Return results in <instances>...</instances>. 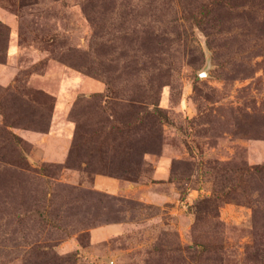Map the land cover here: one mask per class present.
Here are the masks:
<instances>
[{"label": "rangeland", "instance_id": "rangeland-1", "mask_svg": "<svg viewBox=\"0 0 264 264\" xmlns=\"http://www.w3.org/2000/svg\"><path fill=\"white\" fill-rule=\"evenodd\" d=\"M0 22V264H264V0H0Z\"/></svg>", "mask_w": 264, "mask_h": 264}, {"label": "crops", "instance_id": "crops-1", "mask_svg": "<svg viewBox=\"0 0 264 264\" xmlns=\"http://www.w3.org/2000/svg\"><path fill=\"white\" fill-rule=\"evenodd\" d=\"M11 55H12V49L9 48L7 51V57L10 58ZM7 68H10L7 64H1L0 63V82L5 84V85L9 84L10 80L12 79L9 76V74L6 73ZM55 132L56 131H55L54 124H53V127H52L48 137H51V135L55 134ZM68 133H63V135H62L63 136V147H64L63 150L61 152L59 150V152H56V153L51 151L52 155H53L52 161H58V162H66L67 161L69 149H70V146L72 143V136H73L71 131ZM27 136L34 139V138H39L41 135L39 133L32 132L31 134H29ZM67 144H68V146H67ZM94 185L97 186V188L99 190L106 191V192L107 191L113 192L114 187H116V188H118L117 193L122 194L124 182L117 179V178H111V177L104 176V175H96L94 177ZM113 193H115V192H113ZM107 227H108V229L109 228L117 229L116 227H119V226L115 225V226H107Z\"/></svg>", "mask_w": 264, "mask_h": 264}, {"label": "trees", "instance_id": "trees-1", "mask_svg": "<svg viewBox=\"0 0 264 264\" xmlns=\"http://www.w3.org/2000/svg\"><path fill=\"white\" fill-rule=\"evenodd\" d=\"M184 7V6H183ZM197 18V17H196ZM195 18V19H196ZM7 27L5 25H3V23L0 22V34H3V30L6 29ZM9 29V28H8ZM7 30V29H6ZM9 31V30H8ZM2 34L0 36H2ZM9 35V33H8ZM1 62V61H0ZM153 109L149 110V109H144L143 112L146 114H149L152 117H156L157 119L161 120L163 117H165L163 111L160 109L159 104L157 103H153ZM136 107V106H135ZM137 108V107H136ZM139 108V107H138ZM141 112V110L135 111L133 112V115L135 116L132 119H129L127 125L125 126V130L122 129V127L116 126L112 124V129L115 130L118 133H122L123 131H128V133H131L133 129H135L137 126V122L138 120H140V115L139 113ZM16 138V137H14Z\"/></svg>", "mask_w": 264, "mask_h": 264}, {"label": "water", "instance_id": "water-1", "mask_svg": "<svg viewBox=\"0 0 264 264\" xmlns=\"http://www.w3.org/2000/svg\"><path fill=\"white\" fill-rule=\"evenodd\" d=\"M205 74H206V72L202 73L201 75H205Z\"/></svg>", "mask_w": 264, "mask_h": 264}]
</instances>
